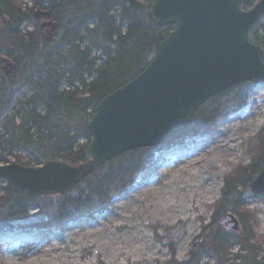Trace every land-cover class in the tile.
<instances>
[{
	"label": "trees",
	"instance_id": "trees-1",
	"mask_svg": "<svg viewBox=\"0 0 264 264\" xmlns=\"http://www.w3.org/2000/svg\"><path fill=\"white\" fill-rule=\"evenodd\" d=\"M258 0H240L248 10ZM154 0H60L54 10L38 0L28 7L23 0H0V17L5 29L0 33V159L24 167H39L47 162L78 166L89 160L90 136L87 124L99 101L137 77L153 58L158 44L172 26H156L148 12ZM49 11L56 23L50 42L43 39L34 12ZM30 24L31 30L22 27ZM249 41L260 49L264 62V16L248 31ZM86 44L85 46H82ZM93 52H99L93 56ZM15 64L4 74L3 59ZM89 79V81H87ZM255 84L244 83L212 97L200 106L183 130L171 135L167 143H183L225 120L251 98ZM27 96L5 115L19 92ZM157 149L127 152L93 171L71 192L52 196H31L0 180V234L21 229L31 223L34 231L61 230L109 200L112 186L124 188L153 163ZM251 157L248 166L225 175L220 198L208 209L210 222L194 237L186 262L199 264L207 255L213 264H264L261 243L254 231L255 215L247 209L252 201L243 191L264 168V127L254 143L246 146ZM26 153L29 158L23 156ZM35 212L29 216V210ZM232 214L239 223L237 233L226 231L222 219ZM234 247L238 250L232 253Z\"/></svg>",
	"mask_w": 264,
	"mask_h": 264
},
{
	"label": "water",
	"instance_id": "water-1",
	"mask_svg": "<svg viewBox=\"0 0 264 264\" xmlns=\"http://www.w3.org/2000/svg\"><path fill=\"white\" fill-rule=\"evenodd\" d=\"M50 10L60 0H38ZM36 10L34 19L48 17ZM264 16V0L248 9L240 0H154L148 18L172 30L157 46L146 68L134 79L102 98L87 124L89 160L78 166L47 162L38 168L0 165V180L31 196L62 195L103 164L138 149L158 148L183 130L195 111L212 97L232 87L264 84V62L259 47L247 33ZM43 39L50 42L56 23H40ZM5 29L0 17V33ZM10 75L15 64L3 59ZM253 195L264 196V168L250 183ZM221 225L238 232L235 216Z\"/></svg>",
	"mask_w": 264,
	"mask_h": 264
},
{
	"label": "rangeland",
	"instance_id": "rangeland-1",
	"mask_svg": "<svg viewBox=\"0 0 264 264\" xmlns=\"http://www.w3.org/2000/svg\"><path fill=\"white\" fill-rule=\"evenodd\" d=\"M23 1L31 6V0ZM25 96L19 92L5 115ZM263 127L264 84H255L251 98L225 120L183 143L157 148L147 170L124 188L112 186L108 202L92 215L61 230L34 231L31 223L21 222V229L0 234V264H165L171 260V247L174 260L186 262L192 240L210 222L208 207L220 198L225 175L249 165L246 146ZM6 158L14 163L11 156ZM0 165H5L1 159ZM243 193L248 200L253 195L249 189ZM247 209L255 215L254 231L264 257V202L252 201ZM34 212L30 209L29 216ZM199 264L213 262L203 255Z\"/></svg>",
	"mask_w": 264,
	"mask_h": 264
},
{
	"label": "flooded vegetation",
	"instance_id": "flooded-vegetation-1",
	"mask_svg": "<svg viewBox=\"0 0 264 264\" xmlns=\"http://www.w3.org/2000/svg\"><path fill=\"white\" fill-rule=\"evenodd\" d=\"M43 20L41 19L40 22H42Z\"/></svg>",
	"mask_w": 264,
	"mask_h": 264
}]
</instances>
